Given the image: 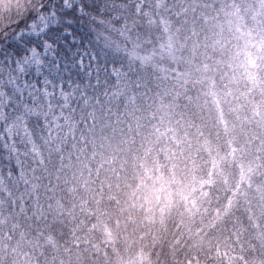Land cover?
<instances>
[{"label": "snow or ice", "instance_id": "snow-or-ice-1", "mask_svg": "<svg viewBox=\"0 0 264 264\" xmlns=\"http://www.w3.org/2000/svg\"><path fill=\"white\" fill-rule=\"evenodd\" d=\"M0 264H264V0H0Z\"/></svg>", "mask_w": 264, "mask_h": 264}]
</instances>
